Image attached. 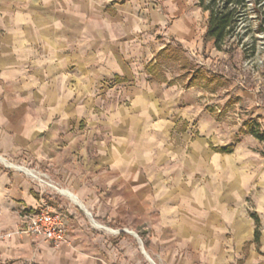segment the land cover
Wrapping results in <instances>:
<instances>
[{"label": "crops", "instance_id": "crops-1", "mask_svg": "<svg viewBox=\"0 0 264 264\" xmlns=\"http://www.w3.org/2000/svg\"><path fill=\"white\" fill-rule=\"evenodd\" d=\"M207 20L197 0H0V156L34 162L36 124L46 115L42 121L29 107L37 99H44V107L51 105L45 94L56 84L67 89L76 82L82 90H93L100 75L116 76L121 84L139 81L137 76H148L147 67L175 43L193 60L203 47ZM168 82L154 78L148 88L141 84L134 89L147 109L156 108L149 121L158 124L155 135L163 139L164 173L153 201L174 208L162 213L165 222L153 230L151 249L161 264H211L213 244L225 235L224 229H213V216L221 217L211 210L213 197L236 202L253 193L264 210V141L217 122L201 105L208 90ZM257 92L235 85L229 97L247 114H242L246 125H257L264 133V105ZM181 122L193 130H182L174 144L173 132ZM231 146L229 154L214 151ZM131 156L126 152L119 164L123 193L113 199L124 205L145 203L150 192L145 180L132 184ZM47 199L21 171L0 168V235H10L0 241V264H105V248L107 264H115L119 251V264H148L147 252L132 242L130 233L117 245L108 243L94 233L80 209L65 202L59 211L52 207L61 216L68 244L55 246L19 232L22 216ZM260 233L264 246V229Z\"/></svg>", "mask_w": 264, "mask_h": 264}, {"label": "rangeland", "instance_id": "rangeland-1", "mask_svg": "<svg viewBox=\"0 0 264 264\" xmlns=\"http://www.w3.org/2000/svg\"><path fill=\"white\" fill-rule=\"evenodd\" d=\"M248 1V21L239 25L236 36L226 41L223 51L218 53L213 43L203 41V47L197 50V58L193 60L182 48L189 63L165 58L160 66L161 74L167 76L170 82L167 78L166 82L171 86L176 83L187 86L190 68L200 70L195 86L209 92L207 99L201 101L202 107L217 122L238 128L242 133H248L253 124L246 125L248 120L245 121L242 114H247L238 110L235 98L229 97L230 90H235V85L257 89V101L264 105V34L257 31L259 21L253 12L252 0ZM151 76H137L139 81L121 84L116 76L100 75L99 85L93 90H82L76 82L68 84L67 89L63 83L56 84L53 91L45 94V100L51 105L44 107V99H37L34 106L29 107L30 113H35L42 121L46 115L44 122L36 124L34 162L23 164L0 156V168L25 174L50 199L45 203L52 209L54 206L59 211L58 206L63 202L80 209L94 233L102 234L108 243L117 245L124 233H130L132 242L143 246L147 252L148 264H161L159 257L153 255L151 238L153 230L164 225L162 213L172 205L153 201L158 197L156 184L164 173L163 139L155 135L161 129L158 124L149 121L150 114L156 115V108L148 110L134 91L141 84L150 86L154 80ZM254 128L259 130L257 125ZM182 130L193 128L188 123H179L172 136L174 144L180 142ZM125 151L132 155V184L141 179L150 185L145 203L124 205L113 202L123 193L124 179L119 164L124 163ZM129 155L125 157L129 158ZM59 190L72 192L81 205ZM210 205L213 213L221 214L220 218L213 216V229L225 230L220 243L213 244L210 263L264 264V246L257 249L253 243V216L259 218L260 229H264V210H259L255 195L251 193L236 202L226 201L221 196L213 197ZM169 210H174L173 206ZM140 212L144 219L139 218ZM112 218L115 219L110 220ZM103 250L101 253L107 264V249ZM121 257V252H117V259L121 260ZM118 260L115 264H119Z\"/></svg>", "mask_w": 264, "mask_h": 264}, {"label": "trees", "instance_id": "trees-1", "mask_svg": "<svg viewBox=\"0 0 264 264\" xmlns=\"http://www.w3.org/2000/svg\"><path fill=\"white\" fill-rule=\"evenodd\" d=\"M199 6L202 10L208 13L207 28L204 34V43H213V47L217 51H223L226 41L232 37L236 36L237 29L241 23L248 21L249 15V1L248 0H197ZM253 12L256 15V19L259 21L258 32L264 34V0H252ZM240 39L239 42H241ZM243 47V44H242ZM256 47V46H255ZM165 58H172L174 60H184L189 63V60L185 56L181 46L171 47L168 46L166 49L161 51L157 56L156 62L151 63L147 67V71L152 75L158 82L165 83L167 80L164 74H161L160 66L162 65V60ZM200 70H195L190 68V81L188 86L196 85L197 75L200 74ZM209 83L212 80H209ZM249 133L260 141H264V133H261L254 127H250ZM234 147H226L220 149H214V151L223 154H229L233 152ZM255 234H254V244L257 249L260 248V221L255 215Z\"/></svg>", "mask_w": 264, "mask_h": 264}, {"label": "built area", "instance_id": "built-area-1", "mask_svg": "<svg viewBox=\"0 0 264 264\" xmlns=\"http://www.w3.org/2000/svg\"><path fill=\"white\" fill-rule=\"evenodd\" d=\"M18 230L55 246L69 243L61 216L45 202L35 212H27L22 216ZM5 237H10V235H0V241Z\"/></svg>", "mask_w": 264, "mask_h": 264}, {"label": "bare ground", "instance_id": "bare-ground-1", "mask_svg": "<svg viewBox=\"0 0 264 264\" xmlns=\"http://www.w3.org/2000/svg\"><path fill=\"white\" fill-rule=\"evenodd\" d=\"M21 170H24L23 168H21ZM61 193H63L64 195L68 196L71 200H73L74 202L80 204L78 198H76L73 194H71L69 191L67 190H59ZM81 205V204H80ZM96 226H98L99 228L101 227V225L99 224H95ZM102 228V227H101Z\"/></svg>", "mask_w": 264, "mask_h": 264}]
</instances>
